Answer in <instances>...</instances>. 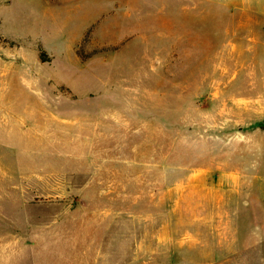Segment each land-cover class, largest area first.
<instances>
[{
    "label": "rangeland",
    "instance_id": "374dc122",
    "mask_svg": "<svg viewBox=\"0 0 264 264\" xmlns=\"http://www.w3.org/2000/svg\"><path fill=\"white\" fill-rule=\"evenodd\" d=\"M262 166L264 0H0V264H264Z\"/></svg>",
    "mask_w": 264,
    "mask_h": 264
},
{
    "label": "crops",
    "instance_id": "0c3cea01",
    "mask_svg": "<svg viewBox=\"0 0 264 264\" xmlns=\"http://www.w3.org/2000/svg\"><path fill=\"white\" fill-rule=\"evenodd\" d=\"M262 167H264V166H262ZM262 169V173L261 174H264V168H261ZM257 170H258V168H257ZM256 174V173H255ZM236 179V178H235ZM255 180L254 181H256V182H264V176H258L257 174H256V176H255V178H254ZM236 181V180H235Z\"/></svg>",
    "mask_w": 264,
    "mask_h": 264
}]
</instances>
